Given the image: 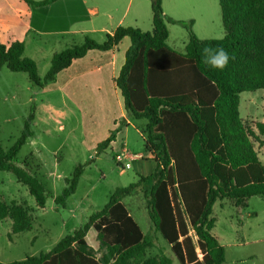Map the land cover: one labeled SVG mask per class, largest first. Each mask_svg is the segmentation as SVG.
I'll use <instances>...</instances> for the list:
<instances>
[{
    "label": "trees",
    "instance_id": "1",
    "mask_svg": "<svg viewBox=\"0 0 264 264\" xmlns=\"http://www.w3.org/2000/svg\"><path fill=\"white\" fill-rule=\"evenodd\" d=\"M23 1L46 7L58 0ZM150 1L153 32L119 27L103 43L87 37L83 44L54 54L44 81L36 62L25 56L23 41L3 43L0 37V75L3 67L27 73L37 88L55 82L60 72L90 51H110L129 37L132 46L116 85L130 118L147 121L142 131L144 148L157 163L152 175L118 188L101 211L48 253L0 264H172L165 255L146 258L152 240L123 202L139 193L147 201L154 230L161 233L180 264H224L225 248L213 234L215 204L225 201L246 208L249 199H264V164L255 147L258 136L240 114L241 94L264 90V0H219L225 29L222 39H200L192 30L194 21L174 20L165 15L162 0ZM168 22L189 32L185 53L168 45ZM206 44L225 48L235 59L223 71L206 66L200 54ZM33 120L31 114L9 150L0 143V171L15 174L36 205L44 208L47 194L42 182L14 168L33 135ZM257 128L264 134V123ZM117 134V128L112 130L97 144V152L106 151ZM84 170L85 165H79L66 179L57 204L65 205L75 194ZM8 218L14 235L33 227L26 204H7L0 198V221ZM91 228L103 250L100 256L87 242Z\"/></svg>",
    "mask_w": 264,
    "mask_h": 264
},
{
    "label": "rangeland",
    "instance_id": "2",
    "mask_svg": "<svg viewBox=\"0 0 264 264\" xmlns=\"http://www.w3.org/2000/svg\"><path fill=\"white\" fill-rule=\"evenodd\" d=\"M164 5L167 13L175 17L202 15L192 27L200 39L225 36L219 0H165ZM37 8L23 0H0V36L3 43L13 38L26 44L25 56L36 62L40 79L44 81L54 54L83 44L85 38L84 35L56 33L51 24L47 33L29 31L31 16L38 13ZM133 11L132 8L126 17L128 21ZM213 12L215 16L217 13V20L216 17L212 20ZM168 28L172 40L182 44L189 39V32L182 25L170 23ZM60 80L37 88L27 73H15L7 67L1 70L0 143L9 150L21 137L30 115H34L33 135L22 147L14 168L36 176L47 195L45 207L39 208L28 187L20 183L15 174L0 171V198L7 204H26L33 216L32 229L15 235L11 219L0 221V263L48 253L62 238L85 225L92 214L101 211L118 188L136 183L140 177L150 176L157 169L153 156L144 148L145 119L128 117L126 123L119 118L121 107L117 101H113L111 109L97 107L96 102L88 108L85 106L88 100L83 99L85 94H70L64 87V79ZM98 95L101 94H92L93 97ZM110 95L113 98V93ZM240 114L246 126L258 136L255 147L264 164V134L257 128L258 123H264V90L242 93ZM112 117L119 118L116 128L121 134L114 148L98 153L97 144L107 138ZM123 149L129 154L131 164L124 171L115 161V155ZM79 165H85V170L75 194L65 205L57 204L55 199L65 189L66 179ZM123 202L152 240L146 258L165 255L172 264H180L161 233L154 230L143 193L127 196ZM241 213L242 216L225 201H218L214 206V234L225 247L224 264H264V199L252 198L247 208H241ZM192 236L196 243L197 238ZM87 242L99 256L103 253L93 228L88 232Z\"/></svg>",
    "mask_w": 264,
    "mask_h": 264
},
{
    "label": "crops",
    "instance_id": "3",
    "mask_svg": "<svg viewBox=\"0 0 264 264\" xmlns=\"http://www.w3.org/2000/svg\"><path fill=\"white\" fill-rule=\"evenodd\" d=\"M164 4L165 0H162L163 10L166 16L174 20L194 21L193 28L196 26L199 18H201L200 16H202L191 14L189 17H175L167 13ZM132 8L134 9L133 15L128 21L126 17H128ZM37 9L38 13L35 14L34 12L31 16L29 31L34 30L40 34L47 33V28L51 24L55 28L56 33L69 36L84 35L85 39L89 36V38L102 43L108 35H112L119 27H133L144 32H153L154 30L153 11L150 0H58L49 6L44 8L39 7ZM213 16L212 20L215 17L217 20V13L216 16L215 13ZM169 25L170 23L167 24V27ZM12 40L17 39L12 38ZM188 42L189 39L182 44L172 40L169 30L167 43L171 48L185 53ZM131 46V39L125 37L118 46L110 51H90L84 58L74 60L69 68L60 72L55 83L60 82V78L62 77L64 79V87L70 91V94L84 93L85 96L83 99L88 100V103L85 105L88 108L92 107V103L96 102L97 104H94L97 107L111 109L113 101L114 103L117 101L121 107L119 118L126 120V123H128V117L130 116L126 112L124 98L116 85V81L126 62V55ZM26 51L25 44V53ZM94 93L101 95L93 97L92 94ZM110 93H113V98ZM119 118H111V127L108 130V136L117 127ZM120 134H117V140ZM116 144L117 141L112 143L110 148H114ZM251 199L248 200L247 207ZM232 207L242 216V207Z\"/></svg>",
    "mask_w": 264,
    "mask_h": 264
},
{
    "label": "clouds",
    "instance_id": "4",
    "mask_svg": "<svg viewBox=\"0 0 264 264\" xmlns=\"http://www.w3.org/2000/svg\"><path fill=\"white\" fill-rule=\"evenodd\" d=\"M200 54L201 60L206 66L219 71H223L228 67L230 61L235 59L225 48L211 44L203 46Z\"/></svg>",
    "mask_w": 264,
    "mask_h": 264
},
{
    "label": "built area",
    "instance_id": "5",
    "mask_svg": "<svg viewBox=\"0 0 264 264\" xmlns=\"http://www.w3.org/2000/svg\"><path fill=\"white\" fill-rule=\"evenodd\" d=\"M129 154L126 153L125 149L122 150L120 154L115 155V161L118 166L124 171L125 169L131 167L130 162L128 161Z\"/></svg>",
    "mask_w": 264,
    "mask_h": 264
}]
</instances>
